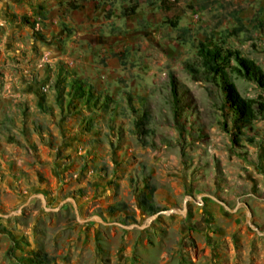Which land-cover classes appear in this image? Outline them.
<instances>
[{"label": "rangeland", "instance_id": "374dc122", "mask_svg": "<svg viewBox=\"0 0 264 264\" xmlns=\"http://www.w3.org/2000/svg\"><path fill=\"white\" fill-rule=\"evenodd\" d=\"M173 1L0 0V264H264V111L186 68L222 41L264 71V0Z\"/></svg>", "mask_w": 264, "mask_h": 264}, {"label": "trees", "instance_id": "16d2710c", "mask_svg": "<svg viewBox=\"0 0 264 264\" xmlns=\"http://www.w3.org/2000/svg\"><path fill=\"white\" fill-rule=\"evenodd\" d=\"M83 0H64L66 7L70 10L81 7ZM104 1V0H101ZM174 1L159 0V5L168 10L174 7ZM136 4H131L123 8L125 15L134 14ZM259 26H263L264 22H258ZM174 26V23H171ZM197 61L195 64H186V68L200 80L210 82L215 85L221 95V103L225 106L234 122L240 126L248 125L260 111H264V104L257 102L251 98L240 96L229 79V73H236L243 79L254 83L257 88L264 92V71L246 58L239 56L237 51L231 50L224 46V42H198L196 45ZM68 95L88 101L91 98V92L83 89L80 82L73 79L69 82ZM140 125H144L142 120ZM141 206L148 214H153L157 210L149 200L142 198ZM109 210H113V206H109ZM45 259L41 257L35 258L33 264H46Z\"/></svg>", "mask_w": 264, "mask_h": 264}]
</instances>
